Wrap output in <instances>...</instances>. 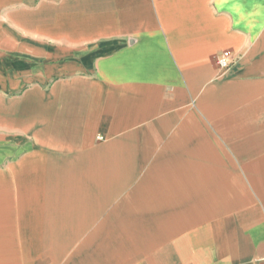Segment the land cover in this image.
Listing matches in <instances>:
<instances>
[{
  "label": "crops",
  "instance_id": "crops-1",
  "mask_svg": "<svg viewBox=\"0 0 264 264\" xmlns=\"http://www.w3.org/2000/svg\"><path fill=\"white\" fill-rule=\"evenodd\" d=\"M0 264H264V0H0Z\"/></svg>",
  "mask_w": 264,
  "mask_h": 264
},
{
  "label": "built area",
  "instance_id": "built-area-1",
  "mask_svg": "<svg viewBox=\"0 0 264 264\" xmlns=\"http://www.w3.org/2000/svg\"><path fill=\"white\" fill-rule=\"evenodd\" d=\"M215 62L219 72H223L231 65V53L228 50L219 52L215 57Z\"/></svg>",
  "mask_w": 264,
  "mask_h": 264
}]
</instances>
